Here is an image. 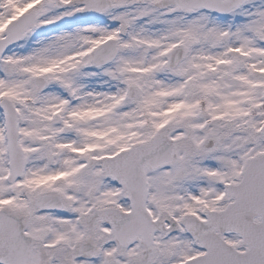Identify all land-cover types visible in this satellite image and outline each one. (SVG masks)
Segmentation results:
<instances>
[{"label":"snow or ice","instance_id":"obj_1","mask_svg":"<svg viewBox=\"0 0 264 264\" xmlns=\"http://www.w3.org/2000/svg\"><path fill=\"white\" fill-rule=\"evenodd\" d=\"M0 264H264V0H0Z\"/></svg>","mask_w":264,"mask_h":264}]
</instances>
